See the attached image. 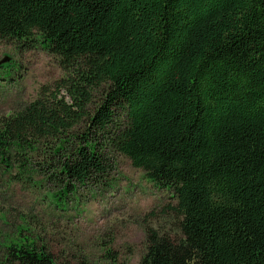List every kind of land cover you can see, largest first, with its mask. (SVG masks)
Listing matches in <instances>:
<instances>
[{"label":"trees","instance_id":"16d2710c","mask_svg":"<svg viewBox=\"0 0 264 264\" xmlns=\"http://www.w3.org/2000/svg\"><path fill=\"white\" fill-rule=\"evenodd\" d=\"M0 39L64 72L0 116V163L40 157L61 206L122 154L175 198L141 264H264V0H0ZM0 264L92 263L23 236Z\"/></svg>","mask_w":264,"mask_h":264},{"label":"rangeland","instance_id":"374dc122","mask_svg":"<svg viewBox=\"0 0 264 264\" xmlns=\"http://www.w3.org/2000/svg\"><path fill=\"white\" fill-rule=\"evenodd\" d=\"M5 57L10 61L0 69V116L64 76L59 58L41 45L26 49L0 39V60ZM99 98L96 94L95 103ZM31 157L23 176L0 163V260L6 244L28 236L62 259L83 256L107 264L113 254L119 262L141 264L148 226L176 233L175 217L166 209L175 203L173 192L153 184L128 157L111 153L108 178L78 185L61 206L52 195L63 189L62 182L37 167L40 157Z\"/></svg>","mask_w":264,"mask_h":264},{"label":"water","instance_id":"95a60500","mask_svg":"<svg viewBox=\"0 0 264 264\" xmlns=\"http://www.w3.org/2000/svg\"><path fill=\"white\" fill-rule=\"evenodd\" d=\"M10 61V57H5L4 59L0 60V66L8 63Z\"/></svg>","mask_w":264,"mask_h":264}]
</instances>
